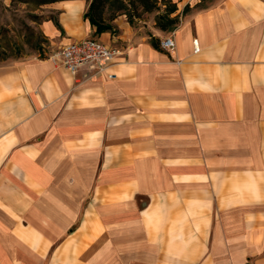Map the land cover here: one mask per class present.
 <instances>
[{"label": "crops", "instance_id": "0c3cea01", "mask_svg": "<svg viewBox=\"0 0 264 264\" xmlns=\"http://www.w3.org/2000/svg\"><path fill=\"white\" fill-rule=\"evenodd\" d=\"M89 2L50 3L41 52L0 63V264H264V0L171 32H98ZM85 37L119 50L104 70L47 58Z\"/></svg>", "mask_w": 264, "mask_h": 264}, {"label": "rangeland", "instance_id": "374dc122", "mask_svg": "<svg viewBox=\"0 0 264 264\" xmlns=\"http://www.w3.org/2000/svg\"><path fill=\"white\" fill-rule=\"evenodd\" d=\"M39 0H0V63L10 59L41 52L44 38L39 25L51 16L50 3L38 4ZM107 9V8H106ZM140 18L149 13L141 12ZM110 11L105 10L107 16ZM136 22V19L134 20Z\"/></svg>", "mask_w": 264, "mask_h": 264}, {"label": "trees", "instance_id": "16d2710c", "mask_svg": "<svg viewBox=\"0 0 264 264\" xmlns=\"http://www.w3.org/2000/svg\"><path fill=\"white\" fill-rule=\"evenodd\" d=\"M61 0H39L38 4L52 3ZM210 0H200L193 7L185 5L181 13H177V4L171 0H90L84 18L96 27V31L102 32L110 29V25L104 20L105 10L110 11L107 19H113L117 14H125L130 24L140 19L141 12L155 11V26L164 32L173 31L179 24L182 17L187 15L193 8H203ZM107 8V9H106ZM59 27V24L55 21ZM150 43L155 49H161L158 38L150 35Z\"/></svg>", "mask_w": 264, "mask_h": 264}, {"label": "built area", "instance_id": "2783aa9c", "mask_svg": "<svg viewBox=\"0 0 264 264\" xmlns=\"http://www.w3.org/2000/svg\"><path fill=\"white\" fill-rule=\"evenodd\" d=\"M159 45L165 50L173 49V34L170 33L161 39ZM195 51H198L197 45H195ZM117 54L119 50L95 38L85 37L57 47L47 55V58L63 67L70 75H75L79 68L86 65H99V71H102Z\"/></svg>", "mask_w": 264, "mask_h": 264}]
</instances>
